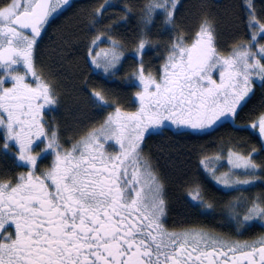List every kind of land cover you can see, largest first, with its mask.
I'll return each instance as SVG.
<instances>
[{
  "label": "snow or ice",
  "instance_id": "snow-or-ice-1",
  "mask_svg": "<svg viewBox=\"0 0 264 264\" xmlns=\"http://www.w3.org/2000/svg\"><path fill=\"white\" fill-rule=\"evenodd\" d=\"M68 3L9 0L0 7V70L5 73L0 76V130L5 132L4 148L13 141L19 150L17 159L31 166L15 186L0 183V230L8 224L14 226V235L0 233V264H264V239L239 243L202 230L166 231L160 223L165 203L162 185L141 166L138 155L144 133L165 121L178 128L202 130L234 114L253 91V78L264 82V46L254 53L251 43L241 45L232 55L221 57L215 48L213 25L205 19L191 46H184L183 37L176 39L159 80L145 78L141 66L143 91L137 93V112L122 114L117 108L101 127L70 150L61 151L57 133L52 131L49 137L44 130L42 112L56 100L51 86L36 75L33 47L49 18ZM176 6L177 0H152L146 13L150 17L158 10L165 11L166 22L171 23ZM249 26L264 33V23L254 14ZM147 44L144 39L139 42L137 55ZM115 47L113 42L110 59L103 65L105 72L120 59ZM108 55L106 52L105 57ZM257 55L261 59H256ZM93 64L101 67L96 59ZM17 65L23 66L24 74L11 75ZM216 71L218 82L213 79ZM28 75L35 79V87L26 82ZM6 80L12 83L10 88L3 87ZM93 95L105 103L99 92ZM258 123L264 137V117ZM42 139L47 141L45 148L31 155ZM109 141L119 145L118 154H106ZM49 153L54 156L52 166L35 175L38 159ZM231 156L228 163L233 169L257 168L251 154L235 161ZM201 163L211 171L206 160ZM216 179L231 188L250 185L255 177L233 181L224 173ZM191 198L201 199L198 189ZM256 219L264 220V206L254 202L243 221Z\"/></svg>",
  "mask_w": 264,
  "mask_h": 264
},
{
  "label": "trees",
  "instance_id": "trees-1",
  "mask_svg": "<svg viewBox=\"0 0 264 264\" xmlns=\"http://www.w3.org/2000/svg\"><path fill=\"white\" fill-rule=\"evenodd\" d=\"M151 2L107 0V5H111L107 6L106 0H72L45 24L34 44L33 61L37 75L51 86L56 100L48 110V127L57 133L61 149L100 127L109 110H134L138 102L136 86L128 79L130 71L141 65L158 73L176 39L183 37V42L191 41L205 19L212 23L215 48L222 53L250 38L252 14L258 21L264 20V0H250L251 7L249 0H178L171 23L166 22V12L162 10L149 17L146 6ZM8 3L9 0H0V7ZM102 5L105 7L97 15L96 10ZM100 33L113 38L129 52L142 39L149 45L139 59L132 56L115 77L105 78L95 72L89 62L90 45ZM95 92L104 97L105 103L96 100ZM263 110L264 82L261 86L255 84L244 104L236 110L233 121H219L206 132L162 127L141 140V154L162 185L168 225L233 227L236 225L233 224L237 209L235 196L241 192L257 196L264 205V174L259 175L261 182L250 190L234 186L230 191L217 186L201 163L213 156L225 158L228 152L235 158L241 157L258 147L260 142L253 125ZM2 161L0 173L6 174L9 165ZM196 189L201 197L198 201L191 198ZM233 203L236 205L231 212ZM228 219L232 222L228 223Z\"/></svg>",
  "mask_w": 264,
  "mask_h": 264
},
{
  "label": "rangeland",
  "instance_id": "rangeland-1",
  "mask_svg": "<svg viewBox=\"0 0 264 264\" xmlns=\"http://www.w3.org/2000/svg\"><path fill=\"white\" fill-rule=\"evenodd\" d=\"M178 1V0H177ZM64 7L62 6L60 9H63ZM159 11V10H158ZM158 11H156L155 13H157ZM56 14V13H55ZM53 14V16L55 15ZM53 16H51L50 18H52ZM49 18V19H50ZM140 19V18H139ZM142 18L140 19V22H141ZM145 21V20H144ZM261 23H264V20L260 21ZM44 28V27H43ZM43 28L41 29V31L43 30ZM256 34V39L255 40H252V36L253 34ZM97 37H100L99 40H96ZM196 37V36H195ZM195 37L189 41V42H183L184 43V46L188 47V46H191L192 43L194 42L195 40ZM37 40V38H36ZM93 40H96L95 43H93ZM92 40V43L90 45V57H89V62L91 64V67L92 69L99 73L100 75H102L103 77L105 78H112V77H115V74L117 73V71L123 66H126L127 65V61H130L132 60V56H135V57H138V59L140 58V55H137L136 53V49H137V46H135V48H133V51L132 52H129L128 50H125L123 47H120V45L118 44V42L116 40H114L113 38L111 37H108V35H106L105 33L102 34H98L97 36H95ZM113 42H115L116 44V47H115V51L120 55V59L118 62H116L115 64V67H112V68H109V70L107 72L104 71V67L103 65L106 63V59H110V56H111V52L113 50ZM249 43H251V51L256 53L258 52V49L261 47V46H264V33H260L258 31V28L257 27H252V32H251V35H250V38L246 41V42H243V44H240L236 47H234L232 50H230L229 52H226V53H222V52H219L217 49V55L221 56V57H228L230 55H232V53L234 52V50H238L240 48L241 45H249ZM36 44V43H35ZM139 44V43H138ZM149 45V44H148ZM146 45V46H148ZM147 48V47H146ZM108 53V57L106 58L105 57V53ZM99 53V56L97 55ZM33 54H34V47H33ZM171 53L169 52V54L164 58L163 62L161 63V65L159 66V70H158V73L153 71L151 72L150 70L146 69V68H143V75L145 76V78L151 76L152 78L154 79H157L159 80L160 76L162 75V69H163V65L166 63L169 55ZM93 59H96L100 64H101V67H96L95 64H93ZM256 59H261L260 55H257L256 56ZM34 63V61H33ZM261 63L264 64V59H261ZM17 68V66H16ZM14 69L12 70V73L11 75H18V74H24L25 72V69L23 67H18L17 69ZM141 68V65H137L132 71H130V77L128 78L129 81L134 84L136 86V95L137 93H140L143 91V86L140 84V80H139V76H140V72H139V69ZM36 72V71H35ZM37 75V73H36ZM0 76H4V74L0 73ZM38 76V75H37ZM32 76L31 75H28L27 78H26V82L31 84L32 86L35 87V79L32 78L30 79ZM39 77V76H38ZM128 77V75H127ZM213 79L215 80H219V72L216 71L213 75ZM42 80V79H41ZM260 80L259 78H256L254 77L253 78V84H252V87L255 86V84L257 83V81ZM44 82V80H42ZM46 83V82H45ZM4 86V84H3ZM137 97V96H136ZM135 100L138 101V104H136V108L134 110H128L127 112L126 111H121L122 114H131V113H135L139 110V107H140V102L138 100V98H136ZM100 103V102H99ZM102 104V103H101ZM50 107V106H49ZM48 108V107H47ZM53 108V106L50 108V110ZM116 110L117 108H114V109H111L108 111V115H107V118L109 115H115L116 114ZM49 114V113H48ZM45 115L44 119H45V126L47 128H45V132L47 133V135L50 137L52 131H54L52 128L49 129L48 127V116ZM232 115L233 114H229L228 118L231 119L232 118ZM106 118V119H107ZM227 118V119H228ZM227 119H224L222 118L223 121H227ZM258 121V120H256ZM259 122V121H258ZM171 127V129H175V130H190V131H193V132H206V131H210V128H205V129H202V130H193L191 128H187V127H180L178 128L177 126H175L174 124H172L170 121H165L164 124L160 125V126H155L154 128H160V127ZM51 127V126H50ZM101 127V126H100ZM174 127V128H173ZM99 127H96V129H98ZM152 128V127H151ZM95 129V128H94ZM93 129V130H94ZM150 129V128H149ZM157 129H155V131H157ZM50 130V132H49ZM147 132V131H146ZM145 132V133H146ZM50 133V134H49ZM0 138H1V141H0V150H1V153L3 155V158L0 159V163L1 161L6 164V165H10L12 164V160H16V163H21L22 161H19L17 158L19 156V150H18V146L15 145V143L13 141H9V147L7 149L4 148V144H5V132L3 130H0ZM83 138V137H82ZM81 138V139H82ZM81 139H76L74 140L73 142H71L69 145H67L66 147H64V151L66 150H70L72 148V146L79 140ZM141 142H140V146H141ZM37 144L34 145V147L36 146ZM44 145V143L41 144V146ZM46 145V144H45ZM40 147V146H39ZM39 147L37 145V147H35L34 151H37V153H40L39 150ZM5 151V152H4ZM121 151L119 145H117L115 143V141H109L107 144H106V147H105V152L106 154L108 155H116L118 154L119 152ZM231 152H228V155L226 154L225 155V158H220V157H217V156H213V157H209L206 159L207 161V165H208V169H211V171L207 170L209 176L211 179H213V181L215 182V184L219 187H222L224 189H234L235 187H242V185H233L231 188H225L222 184H220L216 177H220L222 176L224 173H229V178L233 181L235 180H244V179H248L250 176L247 175V174H243L241 171L240 172H235L234 170H239V169H234L232 171V168H231V165H228V160H229V154ZM31 155L32 152L30 153ZM36 155V154H34ZM138 155L140 157V162H141V166L142 167H146L148 170H149V167L147 165V162L145 161V159L143 158L142 154H141V147H139L138 149ZM2 157V156H1ZM50 157V156H49ZM46 158V157H44ZM231 158L233 159V161L236 160V158L234 156H231ZM7 162H6V161ZM11 160V161H10ZM228 163V164H227ZM222 164V166H220ZM224 165V166H223ZM150 171V170H149ZM158 181V180H157ZM159 183V182H158ZM160 184V183H159ZM235 186V187H234ZM236 194V192H235ZM162 198H163V195H162ZM235 199L237 201V209H235V205L236 203H233L232 204V209L230 210L231 212L234 210V213L236 215V218L234 221H236L235 223L233 222V224H236V225H233V226H237L239 224H245L247 222H244L243 221V217L244 215L247 213L248 211V208L252 206V204L255 202V203H259L261 206H263V203L261 202V200H259V198H257V196H248V193H238L236 196H235ZM164 200V198H163ZM249 200H252V202L247 205L245 202L246 201H249ZM263 221V220H262ZM228 223L229 222H232V219L227 221Z\"/></svg>",
  "mask_w": 264,
  "mask_h": 264
},
{
  "label": "flooded vegetation",
  "instance_id": "flooded-vegetation-1",
  "mask_svg": "<svg viewBox=\"0 0 264 264\" xmlns=\"http://www.w3.org/2000/svg\"><path fill=\"white\" fill-rule=\"evenodd\" d=\"M71 1L72 0H69V3ZM65 6L66 5H64L63 7H65ZM59 10H61V9H59ZM40 35H41V33H40ZM18 67L21 68L23 66L22 65H17V68ZM15 68H16V66H13L12 70H14ZM0 73L5 75V73L2 70H0ZM11 74H13V73L11 72ZM32 78L33 77H31L30 79H32ZM257 84L259 86H261V84H263V82L261 80H258ZM11 86H12V83L10 81L6 80L3 87L4 88H10ZM244 102H242L239 106L244 104ZM239 106L237 107V109L239 108ZM49 108L50 107L45 108L43 110L42 117H44L46 114H48ZM235 113L232 115L231 119L228 118L227 120L233 121ZM261 117H264V110L257 116L256 120L259 121ZM220 121L222 122L223 120L221 119ZM258 121H256V124H254L255 125L254 129H255V133H256V135L258 137V140L260 142V145L258 147H256L254 150H252L250 153H248L247 155H244V154L241 155V157H245L246 158V157H249V155L251 154L252 162L257 165V168L255 170H247V171L245 169H243V168L240 169L243 174H247V175L250 176L248 179H252L253 176L255 177V179L253 180L252 184H250V185H242V187H239V189H241V190H250L252 187H254L256 185V183H260L261 182V179H259V175L264 174V137H261L260 134H259V123H258ZM214 126H216V124L213 125L212 127H210V129H212ZM161 128L162 127L157 129V128L152 127L150 129H148L147 132L144 133L143 138H145L149 134L158 132ZM155 129H157V131H155ZM42 143H44V145L41 146ZM46 143H47V141L44 140V139H42L40 142L36 143L38 145V147L40 146L39 147L40 148V150H39L40 153H41L42 149L45 148V144ZM37 145L35 147H37ZM35 147L33 146L32 154L34 152ZM64 149H61V151H64ZM261 151L263 153H261ZM34 154L37 155L38 153H34ZM44 157H46V158H44ZM44 157L38 159L37 166H36L35 171H34V174L37 175V176H39L42 172L48 170L52 166V163H53V160H54V156L51 153H49V154H47ZM11 163L12 164L9 165V171L6 174H4V173L1 174L0 173V183L11 182V184L13 186H15V184L18 182V177L21 174L27 175V173L30 171L31 166L25 164L24 162L16 163V160H12ZM131 171H132V168L129 167V173H131ZM160 223L162 224L163 228L166 231L183 232V231H187V230H202V231H205L207 233H210L214 237H218L219 239L224 240V241H228V242H239V243L248 242V243H251L253 241L259 242L261 239H264V220L262 221L261 219H256L254 221H249V222H247L245 224H239V225L233 226V227L232 226L172 227V226L168 225L165 222V210H164V215L160 218ZM0 233H2V236H8L10 234L14 235V226L12 224H8L2 230H0ZM256 246L259 247L260 244L257 243Z\"/></svg>",
  "mask_w": 264,
  "mask_h": 264
},
{
  "label": "water",
  "instance_id": "water-1",
  "mask_svg": "<svg viewBox=\"0 0 264 264\" xmlns=\"http://www.w3.org/2000/svg\"><path fill=\"white\" fill-rule=\"evenodd\" d=\"M26 33L31 34L30 30H26Z\"/></svg>",
  "mask_w": 264,
  "mask_h": 264
}]
</instances>
